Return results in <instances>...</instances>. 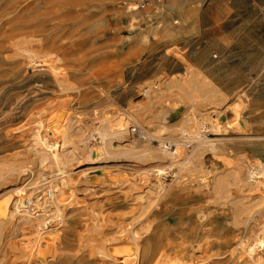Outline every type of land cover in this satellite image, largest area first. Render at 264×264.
<instances>
[{"label":"rangeland","instance_id":"obj_1","mask_svg":"<svg viewBox=\"0 0 264 264\" xmlns=\"http://www.w3.org/2000/svg\"><path fill=\"white\" fill-rule=\"evenodd\" d=\"M263 4L164 0L157 14L130 0H0V195L35 177L27 189L38 187L34 201L48 199L51 184L66 199L64 222L53 226L54 257L30 261L34 230L8 223L0 226V264H110L104 248L135 246L133 236L138 264L178 247L199 264H244L240 246L264 231ZM54 37L59 52L52 59L78 89L62 92L21 60V46ZM55 114L73 130L129 122L128 133L113 139L105 159L74 162L60 174L32 149L35 121L46 124ZM202 116L214 132L185 135L182 154L161 153L158 127L175 151L183 136L177 129H195ZM248 167L254 174L245 184ZM47 214L50 221L53 210Z\"/></svg>","mask_w":264,"mask_h":264},{"label":"bare ground","instance_id":"obj_2","mask_svg":"<svg viewBox=\"0 0 264 264\" xmlns=\"http://www.w3.org/2000/svg\"><path fill=\"white\" fill-rule=\"evenodd\" d=\"M47 27L48 26H46L44 28L45 32L47 31ZM32 32H34V30ZM40 34H42V32H40ZM41 41L39 40V42H41L40 46H35V48H33V49L32 48L27 49V48H25V46L24 47L21 46L22 51H23L20 54L22 57L21 60L24 63H27V66H29L30 68H33V70L35 72H36V70L38 71V69H40L41 75L49 74L52 77V79L54 80L55 84L61 88L62 92L67 91V90H75L77 88V86L72 84L71 75H70V73L69 74L67 73L69 71L65 70L62 67H59L58 64H55V61L53 59H56V57L52 59V55H56L59 52L58 51L59 50V47H58L59 39L54 37V38H52L51 41H48L47 39H44V41H43V39H41ZM61 54L63 55V53H61ZM58 60H60V58ZM63 65H65V63ZM41 68H43V69H41ZM43 70L45 72H42ZM69 98H71V97H69ZM191 100H193V99H191ZM192 102H193L192 108L191 107L190 108L195 110V111L198 110V108H197L198 105L196 106L194 100ZM57 104H59V103H57ZM61 113H65V112H61ZM58 114H60V113H58ZM58 114L53 115L52 119H50L48 121V123H46V124L43 123V121H42L43 118L42 119L40 118V120L38 119L37 121L34 120L36 123H35V125L33 123L34 126L31 129V136H33L32 143L35 146V148H32L34 146H31V148L33 150L35 149L34 152L36 154L35 158L37 157L36 158L37 161H39L41 164L45 163L46 165H48V164L53 165V167L57 168L60 171V174L62 173L64 175H67L68 171L66 169H68V167H70V165L73 164L74 162L75 163L79 162V164H80L83 161H85L86 164L94 165V164L100 162L101 160L105 159L108 156V154L113 152L111 150L113 148V145H112L113 139L116 137H119V138L125 137L126 134L128 133L129 122H124V123L122 122L121 124H118V125L116 124V126L114 128H110L106 122H104V123L101 122V124L96 126V127L92 126V128H88V127L84 126L85 128L79 127V128H77V130L76 129L73 130V127L71 125H68L66 123V125H68V126L64 127L63 125H65V123L64 124L62 123L63 124L62 125L59 122L60 121L59 119L62 116L60 118L58 116H60L62 114H60V115H58ZM191 114L194 115L193 112ZM195 115H196V113H195ZM195 115L193 117H195ZM202 115H204V114H202ZM203 117L204 116H202V118ZM65 118H66V116H65ZM65 118H63V119H65ZM66 119H68V118H66ZM190 119H191V121L189 119L188 120L190 122H192L193 119L192 118H190ZM214 119H216L215 116H214ZM204 120H205L204 118L202 121L197 119L198 124L196 125L195 129H192V130L188 129L187 130L186 128H184V125L177 129L178 133L183 134V136L179 137L178 138L179 141L175 142V145L177 147V148H174V150L176 149L175 151L168 150L166 144L164 143V140H165V137L163 136L164 128L158 127V129L155 130L156 132L154 134H157L158 138L160 137L161 153L163 152V153H165L164 155H168V156H172V157H174V155H172L171 152L182 154L181 148H178V146H179L178 144L179 143L181 144L182 139L184 140V139H186V137L194 136L195 134H196V136L200 135L203 128L205 129V131L207 130V132L216 130L215 125L211 123L212 121L211 122H204ZM235 120H236V118H235ZM189 121L188 122L186 121L187 123L185 126H187ZM228 121H230V120H228ZM183 123H184V120H183ZM185 135H188V136L185 137ZM194 138H197V137H194ZM98 139L101 140V142H102L101 145L97 142ZM208 145H210V144H208ZM153 158H156V157H153ZM10 162H12V161H10ZM16 164H18V162ZM33 164H35V163H33ZM20 165H22V164H20ZM23 165H25V164H23ZM12 166L16 167V165H11V167ZM28 168H30V167H27L26 168L27 171L26 170L25 171H26L27 175H29L28 177L30 178L32 175V171L28 170ZM18 169L20 170L21 167H19ZM151 169H153V171L155 173H157V176H161L162 174H165L163 171L166 170V168H164V167H152ZM259 170H260L259 174L264 175V167L262 166L261 168H259ZM5 171L9 172V176L15 175V174H17V176H18V170L17 169L7 168ZM253 171L254 170L251 167H248V171L246 173L247 178H244V180H243L245 182V184L247 182H250L249 178L253 177L252 176L254 174ZM2 172H4V170ZM37 172H38V170H37ZM37 172H35V173H37ZM256 174H258V172ZM38 175H40V174H38ZM3 176L5 177V175H3ZM255 176L256 175H254V177ZM0 178H1V176H0ZM34 178L35 177H32V179L28 180L23 185H21V186L19 185L18 187L11 189L10 191L8 190L7 193L3 192V194L0 195V226L4 225V224L12 223V224H15L17 227H20L22 230H27V231L34 230L33 237H31V239H29V242L31 243L32 248L29 249L28 253L26 252L25 256L27 255V258L33 262H34V259H37V258L41 259L42 261H48L54 255L53 252H55L54 247H53V237H54V235H57V231H56V228H53V226H56L57 224L64 222L63 221L62 204L66 199L62 198L63 195L60 197V195L53 192L51 198L49 200L46 199L45 201H43V203H39L40 200L34 201L33 198L36 195V191H37L38 187H36L35 188L36 190H34L33 192L31 191V193H28V191H27V189L30 187V185L35 182ZM253 181L255 182V180H253ZM256 182L258 183L259 181L256 180ZM48 185H50V184H48ZM49 187H51L52 191L55 190V185L51 184ZM261 197H262V195H261ZM262 200H263V197H262ZM49 209L53 210V216H52V219H50V221L47 220L49 222L48 223L46 221V219H47V215H48L47 213H48ZM65 223H66V221H65ZM45 229L47 232L44 231ZM260 229L264 230V226L261 225ZM263 232L264 231L254 232V234L251 236V238H249L247 244L244 243L245 245L240 246V250L242 251V255H243L242 257L244 259V264H264V236H263ZM28 234H30V233H28ZM28 238H30V237H28ZM132 240L135 242V246L130 245V244H126L123 246H120V245L119 246H116V245L115 246H109V247L104 248V251H102V254L104 255V257L106 259L109 260L110 264H138V262L141 261L140 243H139L137 236H133ZM31 245L29 244V246H31ZM178 248L174 251H171L170 253H167V254L161 253V255H160L161 257L160 258L158 257L159 259H157V260L155 259L156 255H151L150 257H148V263L149 264H199L200 263L201 260H195L194 256L188 255L187 253H185L184 247H181L179 249ZM164 253H166V252H164ZM147 255H145L144 257H146ZM216 255L218 256V253H216ZM213 256H214V254H213Z\"/></svg>","mask_w":264,"mask_h":264},{"label":"built area","instance_id":"obj_3","mask_svg":"<svg viewBox=\"0 0 264 264\" xmlns=\"http://www.w3.org/2000/svg\"><path fill=\"white\" fill-rule=\"evenodd\" d=\"M164 3V0H130V5L138 10H144L147 7H152V13L159 14L162 10V5ZM262 10L264 12V4L262 5ZM53 194V191L50 188H46V196L48 199L51 198Z\"/></svg>","mask_w":264,"mask_h":264},{"label":"water","instance_id":"obj_4","mask_svg":"<svg viewBox=\"0 0 264 264\" xmlns=\"http://www.w3.org/2000/svg\"><path fill=\"white\" fill-rule=\"evenodd\" d=\"M182 109H183V108H178V109H176V115H177V116L182 112ZM225 118H226V117H225ZM225 118H223V119H225Z\"/></svg>","mask_w":264,"mask_h":264}]
</instances>
